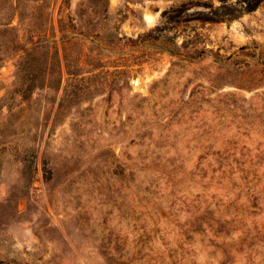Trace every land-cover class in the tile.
<instances>
[{
  "label": "rangeland",
  "instance_id": "rangeland-1",
  "mask_svg": "<svg viewBox=\"0 0 264 264\" xmlns=\"http://www.w3.org/2000/svg\"><path fill=\"white\" fill-rule=\"evenodd\" d=\"M203 2L0 0V264H264V1Z\"/></svg>",
  "mask_w": 264,
  "mask_h": 264
},
{
  "label": "trees",
  "instance_id": "trees-1",
  "mask_svg": "<svg viewBox=\"0 0 264 264\" xmlns=\"http://www.w3.org/2000/svg\"><path fill=\"white\" fill-rule=\"evenodd\" d=\"M264 0H219V4L215 6L212 3L203 2L205 8H209V12L203 14L202 20L221 21L237 16L241 11H251L256 8ZM115 261L111 260V264Z\"/></svg>",
  "mask_w": 264,
  "mask_h": 264
},
{
  "label": "water",
  "instance_id": "water-1",
  "mask_svg": "<svg viewBox=\"0 0 264 264\" xmlns=\"http://www.w3.org/2000/svg\"><path fill=\"white\" fill-rule=\"evenodd\" d=\"M134 83H135V84H137V83H138V80H137V79H135Z\"/></svg>",
  "mask_w": 264,
  "mask_h": 264
}]
</instances>
